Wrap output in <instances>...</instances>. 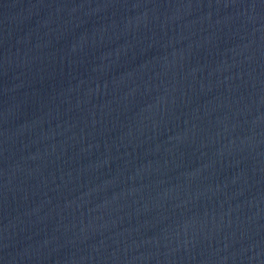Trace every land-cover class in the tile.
I'll use <instances>...</instances> for the list:
<instances>
[{"label":"water","instance_id":"1","mask_svg":"<svg viewBox=\"0 0 264 264\" xmlns=\"http://www.w3.org/2000/svg\"><path fill=\"white\" fill-rule=\"evenodd\" d=\"M0 264H264V0H0Z\"/></svg>","mask_w":264,"mask_h":264}]
</instances>
